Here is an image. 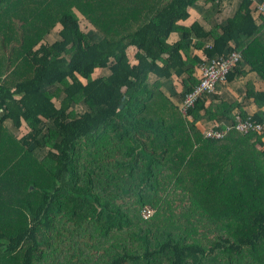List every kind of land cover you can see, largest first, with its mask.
Here are the masks:
<instances>
[{"label":"trees","instance_id":"trees-1","mask_svg":"<svg viewBox=\"0 0 264 264\" xmlns=\"http://www.w3.org/2000/svg\"><path fill=\"white\" fill-rule=\"evenodd\" d=\"M222 2L0 0V264H264V0ZM231 51L248 103L183 113Z\"/></svg>","mask_w":264,"mask_h":264},{"label":"built area","instance_id":"built-area-1","mask_svg":"<svg viewBox=\"0 0 264 264\" xmlns=\"http://www.w3.org/2000/svg\"><path fill=\"white\" fill-rule=\"evenodd\" d=\"M258 11L264 13V4H257ZM240 58V53L233 51L226 56H218L209 59L204 62L200 67V80L193 87L192 90L187 92L182 101V111L186 110L187 107L192 106L195 100L202 94L213 93L216 86L222 83L226 79L228 71L231 69L232 65ZM214 126H209L204 130L205 136L221 138L223 137L231 127L240 131L248 132L250 130L258 131L261 129V124L254 123L247 118H241L240 114L235 113L234 124L224 125L223 128L218 129ZM150 214V210L146 209L143 211V216L147 217Z\"/></svg>","mask_w":264,"mask_h":264},{"label":"crops","instance_id":"crops-1","mask_svg":"<svg viewBox=\"0 0 264 264\" xmlns=\"http://www.w3.org/2000/svg\"><path fill=\"white\" fill-rule=\"evenodd\" d=\"M237 1L238 0H225V2H222L221 5H220V7H219L220 11L217 12V13H214L213 15H210L209 14L208 17H206L205 8H204L203 5L198 4V3L197 4H194L189 9L190 16L187 19V22L186 23L190 22V20H192V19H198V20L200 19L206 25L209 24V22L211 23V21L217 22V20L219 18H220V20L223 19V16L224 15L231 14L232 10L236 7ZM183 23H185V22H183ZM177 39H178V34L176 32H173L169 36L168 42H174ZM132 61H133V59H132ZM251 79H252V82L254 83L255 87L257 85H259L258 84V79L255 76H253V78H251ZM211 94H216L219 97L228 100V102L234 101V100L235 101H241L242 100L243 104L244 103H246V104L248 103L246 101V99H244V97H243L244 92H243V89H242L241 84L238 83V82H234V81L232 83H230V84H226V83L218 84L216 86V88H215V91L213 93H211ZM214 104H216V103L212 100V102L210 103V105H213V107H214ZM233 112H236V110H233ZM214 122H215L214 119H209V120L202 119V120L198 121L197 125L201 129L202 128L205 129V128H208Z\"/></svg>","mask_w":264,"mask_h":264},{"label":"bare ground","instance_id":"bare-ground-1","mask_svg":"<svg viewBox=\"0 0 264 264\" xmlns=\"http://www.w3.org/2000/svg\"><path fill=\"white\" fill-rule=\"evenodd\" d=\"M258 4H260V3H258ZM231 52H233V51H231ZM230 52V53H231ZM239 53V52H238ZM229 54V53H228ZM227 54V55H228ZM146 209H148V210H150V214L147 216V217H149L152 213H153V209L152 208H150L149 206H144L142 209H141V215L143 216V211L144 210H146ZM144 217V216H143ZM144 218H146V217H144Z\"/></svg>","mask_w":264,"mask_h":264},{"label":"rangeland","instance_id":"rangeland-1","mask_svg":"<svg viewBox=\"0 0 264 264\" xmlns=\"http://www.w3.org/2000/svg\"><path fill=\"white\" fill-rule=\"evenodd\" d=\"M82 26H83V23H82ZM205 129H203V131H204ZM177 202H179L178 200H175V202H173L172 204H173V207H174V204L175 203H177ZM166 205V204H165ZM172 207V208H173ZM175 208V207H174ZM168 209H170V208H167V206H166V210H167V212H168ZM175 211H177V212H179V207H178V210H177V208L175 209ZM153 212H154V210H153ZM208 237L210 238V234L208 233ZM68 248H70V247H67V249Z\"/></svg>","mask_w":264,"mask_h":264}]
</instances>
